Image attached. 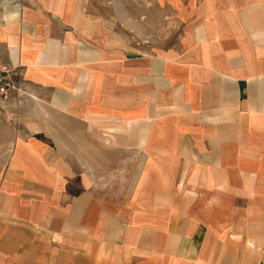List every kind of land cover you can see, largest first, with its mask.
Listing matches in <instances>:
<instances>
[{
  "label": "crops",
  "instance_id": "crops-1",
  "mask_svg": "<svg viewBox=\"0 0 264 264\" xmlns=\"http://www.w3.org/2000/svg\"><path fill=\"white\" fill-rule=\"evenodd\" d=\"M0 264H264V0H0Z\"/></svg>",
  "mask_w": 264,
  "mask_h": 264
},
{
  "label": "built area",
  "instance_id": "built-area-1",
  "mask_svg": "<svg viewBox=\"0 0 264 264\" xmlns=\"http://www.w3.org/2000/svg\"><path fill=\"white\" fill-rule=\"evenodd\" d=\"M21 70L0 61V107H6L7 100L12 95L23 92Z\"/></svg>",
  "mask_w": 264,
  "mask_h": 264
}]
</instances>
